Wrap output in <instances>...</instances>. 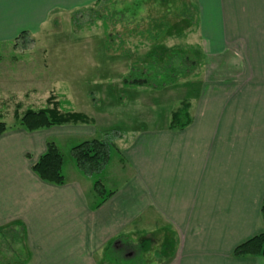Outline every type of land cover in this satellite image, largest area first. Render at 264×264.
I'll return each instance as SVG.
<instances>
[{
    "label": "crops",
    "instance_id": "crops-1",
    "mask_svg": "<svg viewBox=\"0 0 264 264\" xmlns=\"http://www.w3.org/2000/svg\"><path fill=\"white\" fill-rule=\"evenodd\" d=\"M97 1L0 0V44L23 31L38 32L57 17L71 21ZM181 2L197 23L191 28L183 11L169 30L175 24L192 29L188 43L201 49V69L162 90L124 89L133 101L180 87L153 98L155 118L135 121V114L120 124L103 117L35 131L19 126L0 135V229H20L30 252L26 263L0 253V264H115L105 252L113 242L124 248L121 236L134 249L119 253L118 264H145L144 246L154 247V239L160 247L155 264H264L260 255H234L264 231V0ZM71 93L74 104L79 97ZM183 100L191 122L169 128ZM97 123L106 132L101 137L114 143L100 174L86 175L74 158L64 159L63 184L34 172L53 140L50 131L91 135ZM98 180L112 192L100 205Z\"/></svg>",
    "mask_w": 264,
    "mask_h": 264
},
{
    "label": "rangeland",
    "instance_id": "rangeland-1",
    "mask_svg": "<svg viewBox=\"0 0 264 264\" xmlns=\"http://www.w3.org/2000/svg\"><path fill=\"white\" fill-rule=\"evenodd\" d=\"M181 3V0L94 3L73 13L71 21L67 16L57 17L38 32L0 44V118L8 129L19 127L16 114L21 115L29 108L46 107L51 95L64 101V108L87 111L96 121L111 118L123 124V119L129 120L135 114V121L155 118L158 105H154L153 98L171 96L180 87L169 88L162 95L156 91L141 93L130 101L133 97L124 91L127 87L123 78L133 64H142L152 55L163 58L172 50L200 53L199 47L188 43H192L188 34L195 25L194 13L189 30L179 29L177 24L174 29H162L157 45H153L149 35L148 31H153L156 36V23L162 19L171 27L184 11ZM201 67L198 64L195 72ZM71 92L72 96L79 97L74 104L69 102ZM162 113H158L159 118ZM97 127L98 123L91 135L61 136L54 130L49 133L64 159L69 161L73 159L72 147L86 139L105 136L106 132ZM153 246H144L145 264H155V252L160 250L156 239Z\"/></svg>",
    "mask_w": 264,
    "mask_h": 264
},
{
    "label": "trees",
    "instance_id": "trees-1",
    "mask_svg": "<svg viewBox=\"0 0 264 264\" xmlns=\"http://www.w3.org/2000/svg\"><path fill=\"white\" fill-rule=\"evenodd\" d=\"M104 1L108 0H99L96 3H102ZM187 11H184L183 15L190 20L191 18L193 19V13H191L190 10L188 11L189 13ZM193 23L196 25V17ZM155 27L158 29L156 30V36L153 35V31H148L153 40V45H157L158 39L161 38V30L164 29V31H167L170 26L166 20L162 19L158 24L156 23ZM28 34L27 31H23L17 39L25 37V35ZM199 63L194 52L190 53L185 50H172L166 53L163 58L152 55L148 60L142 62V64H133L129 72L124 75L123 84L127 88L145 86L153 90H162L168 86L176 85L182 82L183 79L191 76L195 73ZM64 104V101H59L55 96L51 95L47 100L46 107L40 109L29 108L21 115L17 113L16 120L28 131L64 124H91L94 122L86 113L64 108ZM189 108L190 106L187 100H183L180 106L171 113L169 128H183L187 126L192 119ZM7 130L8 126L6 122L0 118V135ZM113 146L114 143L108 137L92 138L86 139L72 147L71 153L77 166L86 175L92 176L100 174L105 169L109 162ZM63 162L64 156L62 152L53 140H49L45 153L33 164V170L41 179L47 182L63 184L65 182ZM95 189L99 195L103 197L99 205L105 201L107 196L112 194V192H108L104 188V185L99 180L95 182ZM262 215L264 219V198L262 203ZM21 234L20 229L12 232H6L0 229V253L5 255L6 252H8L13 261H25L26 263L30 258V252L26 237L24 242ZM117 239H121L122 242L126 244L124 248H116L113 242V244L107 247L105 252V260L115 264H118L119 253L121 254L122 252H128L134 249V246L129 244V240L122 239V236ZM17 243H19V245ZM15 244H17V247ZM234 255H260L264 257V231L238 245L234 249ZM141 261H143V259L130 262V264H138V262L141 264Z\"/></svg>",
    "mask_w": 264,
    "mask_h": 264
}]
</instances>
